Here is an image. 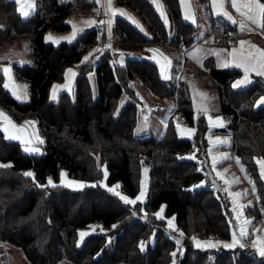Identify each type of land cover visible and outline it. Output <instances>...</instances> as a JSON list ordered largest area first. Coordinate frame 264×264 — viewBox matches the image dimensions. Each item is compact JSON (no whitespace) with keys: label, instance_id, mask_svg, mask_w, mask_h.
Returning a JSON list of instances; mask_svg holds the SVG:
<instances>
[{"label":"trees","instance_id":"trees-1","mask_svg":"<svg viewBox=\"0 0 264 264\" xmlns=\"http://www.w3.org/2000/svg\"><path fill=\"white\" fill-rule=\"evenodd\" d=\"M115 2L139 16L149 34L117 17L113 31L123 42L167 43L176 48L195 44L200 28L184 20L180 0H163L172 35L150 0ZM205 4L212 21H221L214 17L210 1L205 0ZM96 9L97 0H38L36 13L24 20L15 1L0 0V48L23 37H31L33 43V60L14 63L19 78L29 82L30 101L19 102L12 96L0 68V107L18 123L26 118L36 119L45 141L43 154L29 155L19 143L8 141L0 130V242L21 249L31 264H174L178 240L172 233H176L153 215L148 216L149 221L136 219L134 213L140 204L130 206L99 184L79 191L48 185L50 179L60 182L64 170L73 178L99 182L104 178L102 166L106 165L108 184L119 183L122 192L134 198L141 191L146 164L151 179L144 207L154 214L166 205V216L176 218L185 237L182 246L186 252L177 255V264H264V257L253 254L247 246L231 251L193 247L196 237L231 238L229 197L211 186L191 189L206 179L210 183L209 175L199 169L197 161L181 158L194 152L195 142L180 139L173 124L163 139L138 138L137 104L119 110L128 83L136 74L156 91L168 87L170 81L161 77L156 64L129 59L123 66L113 61L110 54L94 64L93 59H99L102 50L81 64L99 43L98 26L72 44L55 46L46 42L49 31L71 30L69 17ZM226 27L233 37L217 40V45L229 48L237 42L239 30L229 24ZM261 31L257 36L264 43L260 36L264 35V27ZM69 67L79 70L73 97L63 94L58 102H51L52 87L65 80ZM207 67L218 84L221 113L234 132L236 153L251 174L259 196V206L249 208L247 213L256 220L264 219V175L258 163L264 161V105L257 106L258 99L264 96V78L255 76L250 86L236 89L233 82L243 75L241 70L219 68L213 59ZM92 72L97 77V95L90 81ZM185 87L179 94V108L194 125L193 102ZM204 131L205 126L200 132ZM201 156L205 163L207 155ZM26 171L34 175L26 176ZM93 225L100 232L80 245V230ZM152 235L155 245L141 250L142 242L149 241Z\"/></svg>","mask_w":264,"mask_h":264},{"label":"rangeland","instance_id":"rangeland-1","mask_svg":"<svg viewBox=\"0 0 264 264\" xmlns=\"http://www.w3.org/2000/svg\"><path fill=\"white\" fill-rule=\"evenodd\" d=\"M191 2L196 11L198 26L200 28L196 33V42L191 47L176 48L167 43H126L119 38L118 34L114 32L113 29L112 34H105L104 31H107V24H99V44L101 45L100 50L102 51L99 50V54H101L99 59H93L96 60L94 64H97L103 56L110 54L113 61L115 60L117 64L126 66L129 62V58L123 61L126 54L133 55L130 59H144L142 54L144 51L148 53L150 47H158L170 56L173 61V72L169 78L170 83L168 87L165 88V90L160 89L159 91H156L151 84L142 80V78L136 74L135 79L128 83L129 89L127 88L126 93L120 100L119 110L121 111L125 106L130 105L131 103L137 104L139 118L136 127V136L138 138L155 136L158 139H163L169 126L173 124L180 139H188L195 142L194 152L189 155L181 156V158L197 161L199 169L203 173H206L207 171L205 164L206 161H208L209 167L212 169L216 179L222 184L223 189L220 191L222 194L229 197L227 202L230 204L231 209L230 219L232 222V236L230 239H224L213 235L209 237H196L193 240V247L207 251H231L237 249L240 250L247 246L251 248L253 254L264 257L260 255L259 251L260 249H264V219L256 220L247 213L249 208H257L259 206L257 189L251 174L236 153L234 148L236 142L234 132L231 129L229 121L220 112L219 92L207 67L210 60H214L215 56H219L217 48L220 47L217 45V40H222V38L227 36L232 38L233 33L226 27V25L229 24L226 19L220 17L221 21L213 22L210 16L206 14L205 0H191ZM245 6H247V8L244 9ZM225 7L228 11L232 12L230 0H226ZM239 9L241 11L243 10L242 12L244 14L249 15L251 20L252 18H257L258 23L254 24H262V19L258 17L255 4L251 3V0H241ZM144 27L147 31L145 25L143 28ZM167 29L169 30V34L172 35L173 32L170 30L171 28ZM146 31L145 33L149 35ZM116 35L117 38H114ZM19 40L23 44L22 47L18 46L20 48L4 46L0 49V68L4 72V68L10 67V73L4 72V85L10 91L12 96L19 102H28L31 99L29 82L19 78L14 63L24 62L30 59L29 55L31 50H29L28 47L30 38L23 37L19 38ZM19 40L11 44H17ZM111 56L107 57V59H111ZM89 76L95 95H97L96 74L92 72ZM184 85H186L184 91L188 93L193 102L192 109L195 120L194 125L189 122V120L183 115L181 108H179V94L182 93ZM0 110L7 115H10L14 121H16L11 113L1 107ZM1 124L2 121L0 120V125ZM204 126L205 133H201L200 131ZM28 134L31 136L30 133ZM218 141H227V143H219ZM32 148L33 150L35 149V147ZM32 152H35L32 154H43L44 149H42V152L40 153L38 151ZM202 153L208 157L205 163H203V160L201 159ZM144 166L147 165L145 164ZM103 168L107 172L105 180L104 178L99 182L79 180L71 177L69 173L64 170L62 173L65 175L61 177L60 182L51 180L49 186L63 185L71 190L79 191L93 183L92 185L95 186L99 184L103 188L108 185L113 189V191H108L115 195H117L116 193H119L120 195H117L119 198L121 195L126 196L122 192L121 187H117V185L110 186L108 184L107 180L109 177V171L106 165H103L102 169ZM148 169L150 171V167H148ZM29 172L33 174L32 171ZM102 184H104V186H102ZM210 186L214 189L206 179L199 182L191 189L208 188ZM142 191L144 195L141 199H143L144 202L140 201L141 199H137V197H140ZM148 192L149 187L147 188V184L144 180L139 195L134 198L130 197L134 199L136 203L126 204L130 206L140 204L141 206H138L136 213L138 215L141 214L143 217H147L148 221V216L152 217V215L155 216L157 220L160 219L157 217V213H160V216L164 220L163 224L165 227L167 226L170 231H174L176 235L184 237L176 220H173L172 217L168 218L166 216V206L161 207H164L163 212H161L160 209L154 214H149L144 207L148 198ZM169 220H172L171 226L168 223ZM246 220H250L251 223L245 225ZM154 225L156 226L157 222H154ZM99 232L97 225L80 230L79 244L82 245L89 236ZM81 233H84L85 235L81 236ZM155 242V235H152L149 241L142 242L143 249L146 250L149 246H154ZM181 246L182 245L178 243L174 264H177L178 262L177 255L179 254L183 256L186 252V248ZM0 264L31 263L28 262L21 249L9 243L0 242Z\"/></svg>","mask_w":264,"mask_h":264},{"label":"crops","instance_id":"crops-1","mask_svg":"<svg viewBox=\"0 0 264 264\" xmlns=\"http://www.w3.org/2000/svg\"><path fill=\"white\" fill-rule=\"evenodd\" d=\"M13 1H15L16 3V0H13ZM60 1L63 3V2H73L74 0H60ZM150 1L156 8L157 12L159 13L166 27L171 28L169 14H168L166 5L163 2V0H150ZM30 2L33 5V7L30 9L27 8V4L29 3V0H22L21 5H18L16 3L17 9L24 7L25 10L29 11L30 13L27 17H24L18 11L20 16L24 20H27L31 16H33L38 9V0H30ZM97 3H98V9L91 11V12H87L85 15L75 14L74 16L69 17L67 19V23L71 26L70 31L65 32V33H60V32H55V31L47 32L45 36L46 42L49 44H53L55 46H60L64 43L72 44L76 40H78V38L82 34H84L87 30L92 29L96 26L99 27L98 15H99V9L101 6L105 7L106 16L108 19L107 22L105 23L107 24V31H104L105 34L107 35H110V33L112 34V29L115 25V20L117 19V17H123L127 19L128 21H130L133 25L138 27L141 31L143 32L146 31L145 27L143 28L144 24L142 23L140 17L137 16L133 11L128 10L125 7L116 5L115 0H112L111 8L109 7L108 0H97ZM180 3L182 7V13H183L184 20L188 23H191L197 26L198 18H197L194 6H192L191 0H180ZM210 3H211V8H212L214 17H223L224 19H226V21L229 22V25L239 30L238 40L234 45H232L229 48H225L222 46H219L220 48H217L219 51V56L214 57L215 64L219 68H223V69L231 68V69L241 70L243 72V75L233 82V87L234 85H236L234 87L236 89L247 88L255 81L254 79L255 76H260L264 78V74H258V73H264V58H262L257 52V48L260 49V51H264V43L260 42V38L257 36V34H262L261 27L257 24H254L250 16L247 14H244L242 12L243 10L241 11L239 9L241 0H235V4H236L235 7L233 6V0H230L232 12L226 9L225 7L226 0H210ZM245 8H247V6H245L244 9ZM229 17H231V19H229ZM262 24H263V19H262ZM73 25H75V28L77 29L75 31L74 37H73V31H74ZM241 25L245 26L243 30L241 29ZM49 35L54 37L58 42L54 43L50 40H47L46 38ZM260 36L264 37V35H260ZM29 38H30V42H28V47H29V50H31V53L29 55L30 59L24 62H16L18 64H25V63L27 64L33 60V43H32L31 37ZM241 41H244L245 43L241 45ZM22 45L23 44L19 40L17 44H11V43L7 44L6 43L3 46H1V48L4 46H12V47L21 46L22 47ZM100 49H101V45L98 43V45H96L84 57L81 64L86 63L88 60H90L91 56L94 53L98 52ZM146 53L147 52L145 51L143 52L142 54L143 58L149 62L156 64V66L158 67L160 71L161 77L164 80H169L173 72V61L170 58V56L158 47H150L149 52L147 54ZM132 56L133 55L126 54L124 56L123 61H125V59H128V58L130 59V57ZM69 70H71V72H69ZM246 70H247V79H245ZM72 73H75V75H72ZM78 74H79L78 67H69L66 70L65 80L63 82L55 83L54 86L52 87L51 94H50L51 102H58L63 94H68L70 95V97H73L75 86H76V78ZM237 82H240V83L237 84ZM215 84L218 90V84L217 83ZM260 105H264V96L259 98L257 101V106H260ZM219 107H220V101H219ZM220 112H221V107H220ZM0 113H3L4 116H6L8 120L11 121V124H9L6 120L3 119V117H0V120L2 121V124L0 125L1 127L0 129H2L3 133L5 134L6 139L8 141L19 143L22 146V149L26 154L41 155V154H32V153H35L32 151H38L39 153L42 152V149H44L42 147L45 143L44 137H42V134L39 131L40 128H39V124L37 120L34 118H26L21 123H18L14 121V119L10 115H7L2 110H0ZM13 125L15 127H13ZM28 133H30L31 136H29ZM32 147H35V149L33 150ZM25 149H28V151H26ZM145 169H147V172H146L147 176L145 174ZM105 171L106 170L104 169V180L106 179ZM26 172H29V171H26ZM150 179L151 177H150V171L148 169V166H143L141 186L145 180L147 184V188H148L150 185ZM49 184L50 183L48 182V185ZM92 184L93 183L87 185L86 187L94 186ZM115 185L120 187L119 183ZM102 186H104V184H102ZM104 187L107 190L111 189V187H109L108 185ZM126 197H128L130 200H134L130 198V196L128 195H126ZM140 201L144 202L143 199H141ZM163 206H166V205H163ZM160 219H162V217ZM174 219L176 220L175 217Z\"/></svg>","mask_w":264,"mask_h":264},{"label":"snow or ice","instance_id":"snow-or-ice-1","mask_svg":"<svg viewBox=\"0 0 264 264\" xmlns=\"http://www.w3.org/2000/svg\"><path fill=\"white\" fill-rule=\"evenodd\" d=\"M16 3L18 4V5H21L22 4V0H16ZM111 3H112V0H108V4H109V7L111 8ZM251 3H254L255 4V8H256V10H257V12H258V17L259 18H261V19H264V3H260V0H251ZM233 6L235 7L236 6V4H235V0H233ZM33 7V5H32V3L30 2V0H29V3L27 4V8H32ZM251 10V9H250ZM18 11L20 12V14L22 15V16H24V17H27L30 13H29V11H27V10H25V8L24 7H21V8H19L18 9ZM121 14H123V13H121ZM229 19H231V17H229ZM252 22L253 23H258V19L257 18H252ZM260 27H264V24H260L259 25ZM243 28H244V25H241V29L243 30ZM73 29H74V31H73V37H74V35H75V31L77 30L76 28H75V25H73ZM47 40H50V41H52V42H54V43H56V42H58L54 37H52L51 35H49L47 38H46ZM245 42L244 41H241V45H243ZM253 47H255V46H253ZM257 52L259 53V55L262 57V58H264V51H260V49H258L257 48ZM237 66H239V65H237ZM4 72L5 73H10V67H6V68H4ZM69 72H71V70H69ZM258 74H264V73H258ZM72 75H75V73H72ZM245 79H247V70H246V74H245ZM240 82H237V84H239ZM7 86V85H6ZM236 85H234V87H235ZM19 98V97H18ZM53 98H55V97H53ZM0 117H3V119L4 120H6L9 124H11V121L10 120H8V118L6 117V116H4V114L3 113H0ZM13 127H15L14 125H13ZM42 142V141H41ZM219 143H227V141H218ZM26 151H28V149H25ZM215 162V161H214ZM258 163H261V168H262V175H264V161H258ZM145 172H147V169H145ZM25 175L26 176H32L33 174L31 173V172H28V173H25ZM62 175V177L65 175L64 173H62L61 174ZM105 176H107V172L105 171ZM49 183L51 184V180H49ZM117 187H119V186H117ZM109 191H113V189H109ZM117 195H120L119 193H116ZM143 195H144V193H143V191L141 192V194H140V197H137V199H141L142 197H143ZM120 198L125 202V203H129V204H135L136 203V201L135 200H130L128 197H126V196H120ZM161 212H163V208H161ZM157 217L158 218H161V216H160V213H157ZM173 220H174V217L172 218ZM168 223H169V225L171 226L172 225V220H169L168 221ZM251 223V221L250 220H246L245 221V225H247V224H250ZM83 235H85L84 233H81V236H83ZM178 243H179V241H178ZM141 250H143V244H141ZM260 251V255L261 256H264V249H260L259 250ZM172 255L173 256H175V253H172Z\"/></svg>","mask_w":264,"mask_h":264},{"label":"water","instance_id":"water-1","mask_svg":"<svg viewBox=\"0 0 264 264\" xmlns=\"http://www.w3.org/2000/svg\"><path fill=\"white\" fill-rule=\"evenodd\" d=\"M206 169H207V172H208V175H209V179H210V184L214 187L215 190L219 191V190H222L223 189V186L222 184L216 179L212 169L209 167V163L208 161H206ZM135 214V217L136 219L138 220H144V221H148V218L147 217H143V216H139L136 212L134 213ZM169 233L170 231L167 230ZM173 237L175 239H177L178 241H180V244L183 245L184 244V241H185V237H182L180 235H176V234H173Z\"/></svg>","mask_w":264,"mask_h":264},{"label":"built area","instance_id":"built-area-1","mask_svg":"<svg viewBox=\"0 0 264 264\" xmlns=\"http://www.w3.org/2000/svg\"><path fill=\"white\" fill-rule=\"evenodd\" d=\"M106 22H107L106 10L104 6H101L99 9L98 23L103 25ZM114 38H117V35Z\"/></svg>","mask_w":264,"mask_h":264}]
</instances>
